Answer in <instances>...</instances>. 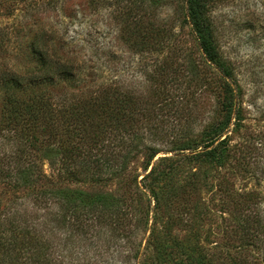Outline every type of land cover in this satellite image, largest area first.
Here are the masks:
<instances>
[{
	"label": "trees",
	"instance_id": "1",
	"mask_svg": "<svg viewBox=\"0 0 264 264\" xmlns=\"http://www.w3.org/2000/svg\"><path fill=\"white\" fill-rule=\"evenodd\" d=\"M11 1L27 3V0ZM214 1L182 0L179 7L181 10L183 7L185 24L201 53L203 70H215L217 86L215 82L209 83L212 79L199 77L196 70L187 71L188 66L182 70L176 58L174 30L147 21L148 11L137 0L132 2L134 7L129 12L135 14L128 18L130 23L125 22L124 33L136 37L132 43L140 51L151 47V55L158 61L154 64L156 80L164 89L171 88L173 98L176 92L185 97L197 90L213 92L219 97L216 118L211 119L200 135L187 142H175V147L163 154L187 153L191 155L184 156V160L217 166L216 196L222 213L219 218L224 227L221 235L224 244L213 249L201 244L202 221L214 216L202 200L196 173L173 196L161 199L165 187L170 186L165 182L172 179L174 172L172 167H156L154 159L162 151L144 140L146 133L153 138L165 134L157 128L142 132L144 125L158 115L116 83L88 84L80 69L58 54L56 43L40 34L33 36L28 46L29 56L35 62L33 67L24 71L0 70V134L10 135L15 142L10 152L0 151V209H3L0 264L2 261L62 264L55 257L54 241L42 242L45 236L41 231L53 225L64 230L74 245L69 249L70 261L66 264H83L73 258L76 249L84 243L99 249L91 242L96 239L103 240L101 247H105L114 240L131 238L144 225L153 204L156 217L157 207L162 209L164 205L170 212L169 224L178 223L194 230V244L186 247L182 244L179 248L185 264H264L261 194L238 189L230 174L233 155L229 133L238 120L241 105L235 93L233 71L223 60L214 37L210 19ZM156 95L164 99L167 94L163 90ZM139 157L145 159L140 180L135 165ZM223 169L225 172H221ZM147 180L150 190L146 188ZM86 185L116 186V189L98 193L79 188ZM145 193H148V209L141 218H136L134 211L144 207L140 202ZM7 195H14V199L4 204ZM29 209L44 214L28 220L24 216ZM149 241L155 252L149 264H167L173 260L172 247L165 242L153 245L155 240ZM222 245L225 246L221 249ZM139 254L135 255L136 260Z\"/></svg>",
	"mask_w": 264,
	"mask_h": 264
},
{
	"label": "rangeland",
	"instance_id": "2",
	"mask_svg": "<svg viewBox=\"0 0 264 264\" xmlns=\"http://www.w3.org/2000/svg\"><path fill=\"white\" fill-rule=\"evenodd\" d=\"M133 1L135 0H27L25 3L0 0V70L24 71L33 67L35 62L29 56V42L33 36L44 34L47 39L56 43L58 54L63 59L69 60L80 69L88 84L116 83L124 91H129L143 100L144 107L147 105L158 116L154 121L147 122L142 132L145 134L146 129L157 128L165 134L163 137L153 138L146 133L144 141L162 151L154 159L156 167H172L174 172L172 179L165 182L170 186L165 187L161 199L173 196L196 173L197 180L200 181L202 200L207 203L214 216L202 221L201 244L213 249L217 244H224L221 236L224 227L222 228L219 218L222 213L219 198L216 196L219 169L196 160L183 159L191 154L163 153L172 150L175 142L179 140L187 142L200 135L211 119L216 118L219 97L213 92L197 90L185 97L176 92L178 94L174 99L171 88L168 86L164 89L159 80H156L154 64L158 61L155 62L151 55V47L140 51V47L132 43L136 37L130 38L124 33L125 22L130 23L131 19L128 18L135 14L129 12L134 7ZM137 1L145 5L144 8L148 11L147 21L174 30L176 58L182 65V70L188 66L187 71L190 68L196 70L199 77L209 81L212 79L209 83L216 84L218 75L215 70H203L201 53L195 47L185 24L183 7L182 10L179 7L182 0ZM210 19L221 56L233 71L235 93L241 105L238 120L229 133L233 155L230 174L238 189L261 194V209L264 210V0H215L211 6ZM184 83L182 77V88ZM163 90L167 95L164 99L158 98L156 94ZM14 143L10 135L0 134V151L10 152V146ZM162 157L170 160L161 162ZM135 165L140 180L144 175V157H139ZM44 167L49 172L47 162ZM145 183L147 190H150V180ZM79 188L83 191L105 193L115 190L116 186L91 188L86 185ZM147 195L145 193L140 202L144 207L140 206L134 211L136 218H141L148 209ZM13 196L4 197L3 203H11ZM154 206L155 204L152 205L150 215L147 216L146 213L144 225L131 238H122L118 242L114 240L111 246L105 247H101L104 245L103 240H92L99 249L92 248L90 243H84L76 249L73 258L83 264H149L152 263L155 252L148 240H155L153 245L156 242H165L172 247L173 260L167 264H185L179 248L182 244L185 247L194 244V230L178 223L169 224L170 212L164 205L162 209L157 207L156 217ZM23 208L25 207L21 209ZM39 213L42 215L44 211L41 213L29 209L24 217L31 220ZM147 222L148 225L145 224ZM54 227L55 225L49 226L47 230L41 231L45 236L42 242L54 241L55 257L62 264H66L70 261L69 249L74 248V245L67 239L64 230ZM151 230L153 236L150 237ZM187 240L191 241L190 244ZM137 252H140L139 260L135 259ZM2 264L11 263L2 261Z\"/></svg>",
	"mask_w": 264,
	"mask_h": 264
}]
</instances>
